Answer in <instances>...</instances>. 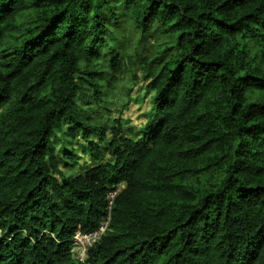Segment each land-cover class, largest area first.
Masks as SVG:
<instances>
[{"label": "trees", "instance_id": "16d2710c", "mask_svg": "<svg viewBox=\"0 0 264 264\" xmlns=\"http://www.w3.org/2000/svg\"><path fill=\"white\" fill-rule=\"evenodd\" d=\"M0 8V264H264V0ZM128 64L152 96L137 140L94 122ZM66 126L88 142L72 178Z\"/></svg>", "mask_w": 264, "mask_h": 264}, {"label": "rangeland", "instance_id": "374dc122", "mask_svg": "<svg viewBox=\"0 0 264 264\" xmlns=\"http://www.w3.org/2000/svg\"><path fill=\"white\" fill-rule=\"evenodd\" d=\"M130 72L120 78L116 87L110 91L104 103L99 104L102 114L94 122L105 125L110 131L116 128L114 121H117L122 129L125 138L140 139L139 129L152 120V96L146 92L145 85L140 74L138 78L134 75L135 68L128 64ZM94 103L86 108H95ZM56 133L53 137V147L59 156L60 170L65 178H72L82 173L85 166L90 164L88 158L87 141L77 134L74 138L67 136L68 127ZM107 135V136H108ZM95 141V138H90ZM104 154L107 153L106 147H102ZM71 154L73 157H69ZM57 178V175H55ZM62 182V179H58ZM122 186L119 187V190Z\"/></svg>", "mask_w": 264, "mask_h": 264}, {"label": "built area", "instance_id": "2783aa9c", "mask_svg": "<svg viewBox=\"0 0 264 264\" xmlns=\"http://www.w3.org/2000/svg\"><path fill=\"white\" fill-rule=\"evenodd\" d=\"M119 191V188L115 191H111L108 194L107 200H108V208L105 218L100 222L97 229L91 233L83 234L78 229L71 240V248L70 252L72 255V258L74 261L79 263H84L86 260L87 251L96 243L99 241L101 236L108 231V223L110 220V208L111 203L116 195V193Z\"/></svg>", "mask_w": 264, "mask_h": 264}, {"label": "snow or ice", "instance_id": "6c2138e0", "mask_svg": "<svg viewBox=\"0 0 264 264\" xmlns=\"http://www.w3.org/2000/svg\"><path fill=\"white\" fill-rule=\"evenodd\" d=\"M4 9L0 8V12H2Z\"/></svg>", "mask_w": 264, "mask_h": 264}, {"label": "clouds", "instance_id": "9594fccd", "mask_svg": "<svg viewBox=\"0 0 264 264\" xmlns=\"http://www.w3.org/2000/svg\"><path fill=\"white\" fill-rule=\"evenodd\" d=\"M120 191V190H119Z\"/></svg>", "mask_w": 264, "mask_h": 264}]
</instances>
